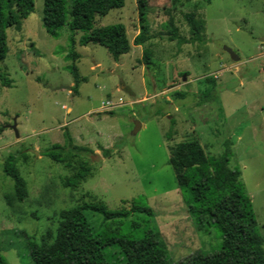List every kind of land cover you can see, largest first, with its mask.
I'll return each mask as SVG.
<instances>
[{"label":"rangeland","instance_id":"obj_1","mask_svg":"<svg viewBox=\"0 0 264 264\" xmlns=\"http://www.w3.org/2000/svg\"><path fill=\"white\" fill-rule=\"evenodd\" d=\"M75 1L65 0L68 22ZM146 2L150 40L133 45L118 62L106 47L81 45L84 33L73 46L68 24L59 38L51 37L42 22L44 0H34L33 12L7 28L0 69L13 85L0 81V250L9 264H33L29 240L43 242L62 210L85 202L117 210L134 200L154 214L123 219V234L139 238L143 228L156 230L171 264H207L222 247V232L216 225L197 227L188 211L190 194L170 165L171 148L192 140L209 156L230 148V166L242 173L264 238V0ZM139 3L126 0L123 8L98 16L95 27L123 24L133 43L140 33ZM7 8L17 14L15 0H7ZM191 13L205 23L202 42H184L192 37ZM146 47L153 52L150 67ZM72 49L81 55L76 62L68 57ZM72 64L86 79L77 94ZM108 101L122 104L101 110ZM15 119L19 137L11 127ZM68 134L74 146L90 149L75 151L73 168L44 155L56 144H71ZM11 155L27 184L24 200L5 173ZM80 163L88 164L89 176L77 188L66 187ZM86 215L96 231L105 226L101 214ZM132 222L141 226L131 228Z\"/></svg>","mask_w":264,"mask_h":264},{"label":"trees","instance_id":"obj_2","mask_svg":"<svg viewBox=\"0 0 264 264\" xmlns=\"http://www.w3.org/2000/svg\"><path fill=\"white\" fill-rule=\"evenodd\" d=\"M211 2V0H207ZM17 14L8 11L7 0H0V63L8 53L7 28L27 18L34 10V0H15ZM126 0H76L70 11L68 22L65 0H44L42 22L53 38L60 37L61 29L69 25L71 42L76 45V35L84 33L79 43H90L106 47L113 59L120 58L132 50V45L144 46L150 40L147 18V2L140 0V33L131 43L123 24L95 27L98 16H106L114 9L125 6ZM192 37L186 43L202 42L205 23L194 13L186 15ZM68 57L76 62L81 55L74 49ZM147 67L154 64L153 52L144 49ZM76 84L73 93L79 92V85L86 81L81 77L76 64L70 67ZM0 81L5 87H12L13 81L6 71L0 69ZM71 144L54 145L44 152L57 163L73 168L76 150L90 151L87 147ZM231 150L228 147L220 157L209 156L197 140L185 141L171 148L170 165L183 192H189V213L197 227L216 225L222 232V247L210 255L207 264H264V238L259 233V224L251 197L242 182L239 169L230 166ZM106 155L109 152L106 151ZM87 163H80L77 172L64 180L66 187L77 188L90 174ZM5 173L15 181V190L20 200L27 196V184L17 167V159L8 157ZM101 214L105 226L95 230L86 212ZM133 213L153 215V210L139 201H132L130 208L110 209L104 202H85L59 213L58 226L49 231L43 242L31 239L28 248L33 264H171L168 245L162 235L153 229L143 228L142 236L123 234L122 220ZM115 225V227H114ZM141 224L132 222L130 227ZM133 230V229H132ZM0 264H9L0 250Z\"/></svg>","mask_w":264,"mask_h":264},{"label":"water","instance_id":"obj_3","mask_svg":"<svg viewBox=\"0 0 264 264\" xmlns=\"http://www.w3.org/2000/svg\"><path fill=\"white\" fill-rule=\"evenodd\" d=\"M226 51L231 55V58L234 61H239L240 60V57L232 49L226 48ZM69 90H72V87H70ZM140 126H141L140 123H137L136 129H135L134 132H137L139 130ZM11 127L15 131L16 137H19L20 134H19V131H18L16 119L14 120V124ZM32 151L35 153V155H38L37 151H34V150H32Z\"/></svg>","mask_w":264,"mask_h":264},{"label":"built area","instance_id":"obj_4","mask_svg":"<svg viewBox=\"0 0 264 264\" xmlns=\"http://www.w3.org/2000/svg\"><path fill=\"white\" fill-rule=\"evenodd\" d=\"M121 104L122 103H114V102L108 101L102 104L101 110H111V109L118 107Z\"/></svg>","mask_w":264,"mask_h":264},{"label":"crops","instance_id":"obj_5","mask_svg":"<svg viewBox=\"0 0 264 264\" xmlns=\"http://www.w3.org/2000/svg\"><path fill=\"white\" fill-rule=\"evenodd\" d=\"M133 42H134V41H133ZM132 46H133V45H132ZM135 46H136V45H135ZM93 68H95V66H94V67H92V69H93ZM93 70H94V69H93Z\"/></svg>","mask_w":264,"mask_h":264}]
</instances>
